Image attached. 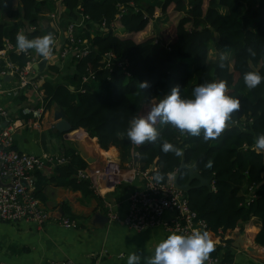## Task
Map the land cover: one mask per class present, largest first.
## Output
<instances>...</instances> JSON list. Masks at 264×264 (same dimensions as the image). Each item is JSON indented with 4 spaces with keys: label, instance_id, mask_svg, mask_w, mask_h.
Masks as SVG:
<instances>
[{
    "label": "trees",
    "instance_id": "obj_1",
    "mask_svg": "<svg viewBox=\"0 0 264 264\" xmlns=\"http://www.w3.org/2000/svg\"><path fill=\"white\" fill-rule=\"evenodd\" d=\"M14 2L0 0V16L24 19L31 28L38 29L40 18L34 15L46 1L19 0L21 11ZM62 3L67 14L76 18L75 10L79 9L87 18L81 38L89 43L90 53L73 60L71 80L78 84L75 91L64 85L42 86L46 109L56 104L72 131L80 130L95 138L101 150L108 151L111 147L119 150L132 145L126 130L130 120L139 117L143 105L152 100L159 103L176 85L180 86L181 98L189 99L199 85L226 81V95L239 99L240 108L217 139L205 142L202 136H190L159 121L158 140L138 145L135 150L140 153V170H149L153 179L157 174L162 176L159 182L154 179L159 184H165L168 175L177 174V183L184 186L187 171L180 169L182 159L186 167L195 165L202 178L212 181V188L192 189L186 196L190 209L207 223V230L213 234L220 230L227 235L236 229L241 233L246 227H255L258 231L251 235V240L264 248V152L255 150L256 138L264 135V81L254 89L247 88L243 81L244 73L249 71L264 77V0H62ZM130 3L136 7H128ZM120 6L128 10L117 20ZM176 13L184 15L173 26L162 30L155 26V21L165 24ZM103 21L121 28V33L116 34L111 27L108 31L101 29ZM151 22L155 23L152 30ZM19 27L7 33V27L0 22V51L6 49V42L17 48ZM42 30L52 35L48 26ZM40 32L38 29L25 36L31 40L39 37ZM142 35L146 38L140 40ZM249 49L255 52L254 56ZM225 52L230 58H225ZM106 53L116 58L110 69L102 57ZM9 61L21 69L31 60L23 53L9 51ZM85 76H92V80L80 85ZM145 82L149 87L141 89L140 84ZM164 142L180 149L181 154L163 152ZM70 158L69 164L55 168L57 177L53 182L61 177L60 185H71L86 194L89 182L73 180L76 170L86 164L74 155L70 154ZM35 177L34 195L39 199L45 181L39 172ZM63 179H68L67 183ZM247 188L255 190L250 202L246 199ZM229 245L225 242L221 264L232 263V255L227 253ZM220 248L214 247L209 255L217 257Z\"/></svg>",
    "mask_w": 264,
    "mask_h": 264
},
{
    "label": "crops",
    "instance_id": "obj_2",
    "mask_svg": "<svg viewBox=\"0 0 264 264\" xmlns=\"http://www.w3.org/2000/svg\"><path fill=\"white\" fill-rule=\"evenodd\" d=\"M44 1L46 2L38 6L37 16L34 15L35 18H40L37 25L41 31L39 37L47 34L42 29L48 26L52 29V34L55 33L58 36L61 45L64 42L67 22L73 20L80 23L82 13L76 9L77 17L75 18L70 13L67 14L65 8L62 9L60 4L53 0ZM14 3L21 11V6L18 5L19 0H15ZM128 7L135 8L136 5L130 3ZM52 15L54 19L51 18V21L49 18ZM120 15L121 12L118 16ZM0 22L7 27V33L19 25L18 33L24 35L38 31L35 27L31 28L24 19L0 16ZM82 23L83 34L81 36H84V22ZM111 25L113 27V24ZM61 49L59 46L53 49V55L50 58L38 55L34 49L28 50V57L31 60L29 70L26 71L29 85L24 89L18 87V77L6 69L9 51L6 49L0 51V106L6 113L5 120L0 118V130L7 124L15 126L13 147L21 153L36 156L56 155L67 161L64 165L70 163L71 154L85 163L86 167L95 164L102 165L103 161L110 157L117 161L124 171L135 164L139 172H145L140 170V162L134 161L133 153L137 154L135 149L138 145L132 143L119 150L111 147L108 151H104L99 148L95 138L88 137L80 130L62 134L56 129L58 122L56 116L62 112L56 104L46 109V97L41 88L44 84L52 88L64 85L71 91H75L78 85L71 80L74 71L73 54L70 53L61 58L58 56V51ZM12 52L21 54L18 48ZM43 59L47 61L46 66L39 71L37 66ZM83 78H89V76L82 77L80 85L84 83ZM91 80L88 79L87 83ZM24 107L41 110L40 119H34L31 115L27 116L22 113ZM141 116H143V111L139 114V117ZM239 128L244 129L240 126ZM193 166L195 165L188 168ZM55 168L47 167L39 172L45 184L37 199L49 213V220L42 225L31 221L0 223V264H39L65 260L84 264H127L128 257L132 253L140 255L142 264H147V260L153 255L158 243L172 234L159 227L135 231L123 224L131 193L143 190L144 180L140 175H127L123 184L112 193L102 191L101 194H97L88 188L85 194L73 189L71 185H60L61 177L53 182V179L57 177ZM78 170L81 169H77L76 172ZM74 179L76 182H81L76 175ZM67 181L68 179L62 180L63 183ZM194 182H196L195 185ZM191 185L196 187L198 182L193 181ZM110 213L117 215L119 221L110 220L108 218ZM170 217V215H165L167 220ZM60 219L74 221L76 227L74 229L63 228L58 223ZM257 231L258 228L246 227L245 232L240 233L239 229H236L230 234H223L222 241L230 243L227 253L232 255L231 264H264V248L255 245L251 240ZM210 236H215V234L211 233ZM214 244V247L218 246L215 240ZM220 247L221 252L217 255L219 259L225 246Z\"/></svg>",
    "mask_w": 264,
    "mask_h": 264
},
{
    "label": "built area",
    "instance_id": "obj_3",
    "mask_svg": "<svg viewBox=\"0 0 264 264\" xmlns=\"http://www.w3.org/2000/svg\"><path fill=\"white\" fill-rule=\"evenodd\" d=\"M60 4L63 9L62 0H53ZM121 15L128 10L125 7H119ZM54 16H50V20ZM119 16L117 20H119ZM87 18L80 15V23L69 20L64 31V42L60 45L58 36L52 34L54 45L53 49L59 46L58 56L66 57L72 53L76 59L87 56L90 52V46L87 40L82 39L83 29L81 26ZM52 21V20H51ZM112 28L111 24L103 21L100 25L101 29ZM6 50L14 51L15 48L6 42ZM22 53V52H20ZM28 57V51L23 52ZM106 63V68L110 69L115 56L111 53H106L102 56ZM31 62V61H30ZM29 63L24 68L19 69L13 65L9 59L6 61V69L14 76L18 77V87L24 89L29 85L26 71L29 70ZM33 62V60H32ZM119 65H122L119 63ZM120 67V66H119ZM89 78H83V82L87 83ZM158 105L156 101L146 104L143 107V116H146L150 109ZM22 113L27 116H32L34 119H40L41 110L24 107ZM0 118L5 120V110L0 106ZM159 120L154 127L158 126ZM14 132L15 126L7 124L0 130V179L5 186H0V223H14L18 221H31L37 225L47 223L49 213L44 209L41 202L35 197L36 189L35 174L44 171L47 167H57L67 163V161L56 155L36 156L18 152L14 149ZM134 161H138V156L133 153ZM127 175H140L144 180L142 191L133 192L129 197V206L127 213L123 219V224L135 231H143L149 228H162L167 232L180 235H189L193 230L207 232L210 239L218 246H225V241H222L223 233L218 231L215 236H210L211 233L207 230L208 225L204 220L198 218L197 214L192 211L188 204L187 196L174 187L173 174L168 175V181L165 184H159L154 181L150 171L139 172L135 164L122 170L119 163L114 159L107 157L102 165H92L85 169L78 170L76 176L79 181L89 182V189L93 193L101 194V192L112 193L126 179ZM248 195L246 199L251 201L254 194V189L247 188ZM165 215H170L169 220L165 219ZM108 218L113 221H119V217L115 214L108 215ZM59 225L66 229H74L76 223L68 219H60ZM215 246V244H214ZM221 258L218 256L209 255L205 264H221ZM7 264V263H1ZM39 264H84L73 260H65L54 263H39ZM96 264V263H93Z\"/></svg>",
    "mask_w": 264,
    "mask_h": 264
},
{
    "label": "clouds",
    "instance_id": "obj_4",
    "mask_svg": "<svg viewBox=\"0 0 264 264\" xmlns=\"http://www.w3.org/2000/svg\"><path fill=\"white\" fill-rule=\"evenodd\" d=\"M16 41L22 53L34 49L45 58L53 55L54 40L51 34L30 40L23 33H18ZM249 54L254 56L255 52L249 49ZM243 81L247 88L254 89L264 81V77L258 72L249 71L244 73ZM148 87L147 82L140 84L141 89ZM226 92L227 82L219 80L195 87L192 98L183 99L180 86L176 85L146 116L130 120L127 138L135 145L156 142L159 133L154 125L159 120L162 125L168 124L190 136H202L205 142L215 140L225 131L232 114L240 108L239 99L226 95ZM161 150L165 153L171 151L177 156L181 154L180 149L167 142L162 143ZM255 150L264 152V135L256 138ZM162 178L159 174L154 177L157 182ZM213 251L214 244L207 232L193 230L189 235L172 233L158 243L147 264H205ZM127 264H142V258L132 253Z\"/></svg>",
    "mask_w": 264,
    "mask_h": 264
},
{
    "label": "water",
    "instance_id": "obj_5",
    "mask_svg": "<svg viewBox=\"0 0 264 264\" xmlns=\"http://www.w3.org/2000/svg\"><path fill=\"white\" fill-rule=\"evenodd\" d=\"M46 62H47L46 59H43V60H41L38 63L37 68H38L39 71H42L45 68ZM56 120L58 121L57 124H56V129L60 133L64 134V133H70L72 131V128H71L70 124L63 119L62 113H59L56 116ZM87 163L91 164L90 161H87ZM180 169H184V170H186L188 172V176H187L188 179H187V182L185 183L184 186H180L177 183L178 175H175L173 177V184H174V187L176 189L181 190L184 193H189L193 188L206 187L207 189H211V180L203 179L200 176V174L195 171V169H196L195 166H193L191 168L186 167V165L184 163V159H182V163H181ZM193 181H197L198 182V185L196 187H192L191 183ZM0 186H5L2 183L1 179H0ZM242 245H243V243H242Z\"/></svg>",
    "mask_w": 264,
    "mask_h": 264
},
{
    "label": "rangeland",
    "instance_id": "obj_6",
    "mask_svg": "<svg viewBox=\"0 0 264 264\" xmlns=\"http://www.w3.org/2000/svg\"><path fill=\"white\" fill-rule=\"evenodd\" d=\"M184 14L183 13H176V15H174L173 17L174 18H172L170 21L168 20V22L167 23H165V24H163V22L161 23V22H157V21H155V23H153V22H151L150 24H149V27H150V29L152 30L153 28H154V24H155V26L157 25L158 27H162L161 28V30L162 29H168L169 27H171V26H173L174 24V22H175V20L177 21L180 17H182ZM112 29H113V31L116 33V34H119V33H121V28H116V26L113 24V27H112ZM150 29H147L146 31H147V34L148 33H150ZM107 31H108V29H107ZM143 38H146V36L145 35H142L141 36V38H140V40L141 39H143ZM162 38V37H161ZM224 55H225V58H230V56L231 55H229V53L228 52H225V53H223ZM228 54V55H227ZM143 111V106L141 107V109H140V113ZM139 113V114H140Z\"/></svg>",
    "mask_w": 264,
    "mask_h": 264
}]
</instances>
